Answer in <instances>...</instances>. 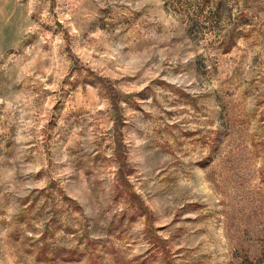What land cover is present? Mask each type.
I'll return each instance as SVG.
<instances>
[{
    "label": "rangeland",
    "instance_id": "1",
    "mask_svg": "<svg viewBox=\"0 0 264 264\" xmlns=\"http://www.w3.org/2000/svg\"><path fill=\"white\" fill-rule=\"evenodd\" d=\"M264 264V0H0V264Z\"/></svg>",
    "mask_w": 264,
    "mask_h": 264
},
{
    "label": "trees",
    "instance_id": "2",
    "mask_svg": "<svg viewBox=\"0 0 264 264\" xmlns=\"http://www.w3.org/2000/svg\"><path fill=\"white\" fill-rule=\"evenodd\" d=\"M253 263V262H252ZM254 264V263H253Z\"/></svg>",
    "mask_w": 264,
    "mask_h": 264
}]
</instances>
